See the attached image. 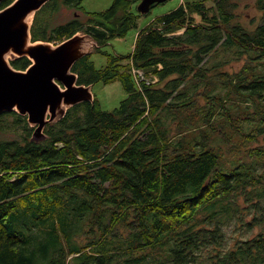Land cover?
Wrapping results in <instances>:
<instances>
[{
  "label": "trees",
  "instance_id": "trees-1",
  "mask_svg": "<svg viewBox=\"0 0 264 264\" xmlns=\"http://www.w3.org/2000/svg\"><path fill=\"white\" fill-rule=\"evenodd\" d=\"M137 1L86 17L107 63L73 66L79 84L118 80L116 109L77 103L38 142L25 115L0 114V264H264V76L208 81L201 67L219 44L264 52V21L244 30L231 0L185 1L141 28L131 53L102 50L137 27ZM57 8L38 11L34 38ZM132 67L158 80L137 85Z\"/></svg>",
  "mask_w": 264,
  "mask_h": 264
},
{
  "label": "water",
  "instance_id": "water-1",
  "mask_svg": "<svg viewBox=\"0 0 264 264\" xmlns=\"http://www.w3.org/2000/svg\"><path fill=\"white\" fill-rule=\"evenodd\" d=\"M47 0H14L0 10V114L16 111L33 127L30 140L45 139L44 127L57 122L80 102H94L93 83L77 84L74 64L95 52L97 39L88 32H76L53 45L30 42V25L35 11ZM165 0H139L136 9L146 13ZM27 56L26 69H14L9 61Z\"/></svg>",
  "mask_w": 264,
  "mask_h": 264
},
{
  "label": "rangeland",
  "instance_id": "rangeland-1",
  "mask_svg": "<svg viewBox=\"0 0 264 264\" xmlns=\"http://www.w3.org/2000/svg\"><path fill=\"white\" fill-rule=\"evenodd\" d=\"M59 1V9L51 15L50 20H47L48 27H54L65 22L68 23L69 21H73L74 19L80 20L82 22V26L80 27V29L75 30L73 32L74 34L76 32H86L84 29L85 25L87 24L86 17H91L94 12H99L107 9L111 5L113 0H80V5L78 6V8H76L75 6L73 7L67 5L62 0ZM185 1L193 0H165L163 2L155 3V5H152L148 12L140 13L136 9V5L139 2L138 0L132 5V10L139 15L137 19V27L131 28L124 37H115L113 39H110L108 43L102 47V50L109 53L120 54L123 56L131 53L136 35L141 28L150 23L155 17L168 13L169 11L175 9L180 3H183ZM231 1L235 3V7L233 9V13L235 14L233 24L240 25V27L244 30L253 31L256 29L257 25H260L264 21V18H262L264 11L262 12L258 8L257 0ZM261 1L264 2V0ZM206 4L209 5L212 3L207 1ZM74 12L75 14H77L75 15ZM39 14H41V12ZM40 29L41 28L39 27V31ZM46 30L47 29H45V31ZM181 31L182 30H179L178 32ZM43 34L44 35L40 33L41 36H46L49 38L53 37L54 39H58L60 42L66 39V37L65 39L57 38L56 33L52 32L51 29H48V31ZM90 55V59L91 61H93L96 69L106 65V58L100 52H93ZM201 67L204 74L206 72L208 81L215 80L214 76L221 71L238 74L239 76L245 74H255L253 77L258 75L264 76V52H262L261 49L244 50L237 44L230 47L226 44H219L215 49L204 56ZM139 71L141 72V78H143V70ZM145 79L153 80L154 82L158 80V78L152 74L146 76ZM203 83L204 82H202L197 87V91H202L204 89L205 86ZM218 87L219 85L216 86L215 91ZM92 92L101 109L105 111H112L116 109L119 105V102L126 96V93L118 80L108 83L98 81L92 85ZM199 100L201 103H204V100L201 97ZM162 124L163 126H168L170 128L171 134V114L162 115ZM8 135L11 136V134ZM2 136L3 135L0 132V137L2 138ZM146 136L147 133L145 131L140 133L141 138H145ZM255 232L256 230L248 232L246 236H252ZM231 233L232 232L228 234Z\"/></svg>",
  "mask_w": 264,
  "mask_h": 264
},
{
  "label": "flooded vegetation",
  "instance_id": "flooded-vegetation-1",
  "mask_svg": "<svg viewBox=\"0 0 264 264\" xmlns=\"http://www.w3.org/2000/svg\"><path fill=\"white\" fill-rule=\"evenodd\" d=\"M12 1H14V0H0V10H2L3 8H5L6 6H8L9 4H11L12 3ZM64 2V1H63ZM59 3H60V1L59 0H47L45 3H44V5L40 8V9H38L37 11H35V13H34V15H33V19H32V22H31V25H30V35H31V38H30V42H34V41H38V40H41V41H47V42H49V43H51V44H53V45H56V44H59V40L58 39H50L49 37H44V38H34L33 37V34H32V31H33V25H34V22H35V20H36V15H37V13H38V11H40V10H42L46 5H48V4H50L51 5V7H56V6H58V8H57V10L59 9ZM62 4H64V3H62ZM67 5H69L68 3H67ZM77 8V7H76ZM56 10V11H57ZM55 11V12H56ZM74 14H75V12H74ZM77 14V13H76ZM75 14V15H76ZM74 21H77L76 19H74L73 21H69L68 23H70V22H74ZM63 24H67V22H65V23H63ZM63 24H59V25H63ZM57 26V25H56ZM82 26V25H81ZM80 26V27H81ZM55 27V26H54ZM80 27H78V29H80ZM86 25H85V27H84V29H85V31L87 30L86 29ZM51 28H53V27H50V28H48V29H51ZM46 29H47V27H46ZM48 29L46 30V32L48 31ZM100 45V44H99ZM97 47H99V46H97ZM97 47H96V49H97ZM95 49V50H96ZM89 56H91V55H89ZM25 60H28V61H25ZM9 61H10V63H11V66L14 68V69H19V70H23V69H26L28 66H29V64L31 63V61H30V59L27 57V56H20V57H17V58H15V59H10L9 58ZM22 63H24V65H22ZM72 70H73V68H72ZM74 71V70H73ZM76 83L77 84H79L78 83V79H77V81H76Z\"/></svg>",
  "mask_w": 264,
  "mask_h": 264
},
{
  "label": "built area",
  "instance_id": "built-area-1",
  "mask_svg": "<svg viewBox=\"0 0 264 264\" xmlns=\"http://www.w3.org/2000/svg\"><path fill=\"white\" fill-rule=\"evenodd\" d=\"M131 73H132L134 80L137 83V85H140L141 80H146V79H144V77L141 78V72L139 71V69L132 67ZM149 82H154V81L153 80H146V83H149Z\"/></svg>",
  "mask_w": 264,
  "mask_h": 264
},
{
  "label": "bare ground",
  "instance_id": "bare-ground-1",
  "mask_svg": "<svg viewBox=\"0 0 264 264\" xmlns=\"http://www.w3.org/2000/svg\"><path fill=\"white\" fill-rule=\"evenodd\" d=\"M43 5H44V4H43ZM43 5H42V6H43ZM72 128H73V127H72ZM114 135H115V134H114ZM67 136H68V135H67ZM113 148H114V147H113ZM13 173H15V172H13ZM228 230H229V229H228ZM229 233H230V232H229ZM227 244H228V243H227Z\"/></svg>",
  "mask_w": 264,
  "mask_h": 264
}]
</instances>
